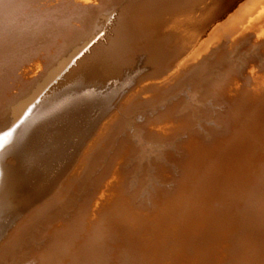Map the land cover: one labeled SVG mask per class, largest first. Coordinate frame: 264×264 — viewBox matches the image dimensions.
<instances>
[{
  "label": "bare ground",
  "instance_id": "obj_1",
  "mask_svg": "<svg viewBox=\"0 0 264 264\" xmlns=\"http://www.w3.org/2000/svg\"><path fill=\"white\" fill-rule=\"evenodd\" d=\"M0 264H264V0H0Z\"/></svg>",
  "mask_w": 264,
  "mask_h": 264
},
{
  "label": "rangeland",
  "instance_id": "obj_2",
  "mask_svg": "<svg viewBox=\"0 0 264 264\" xmlns=\"http://www.w3.org/2000/svg\"><path fill=\"white\" fill-rule=\"evenodd\" d=\"M47 93L48 92H46V94L44 93L41 97L42 98L47 97L46 96ZM44 95L45 97H43ZM41 97L40 99L38 98V100H36V104H38V101L41 100ZM93 113L94 112L90 111V115ZM85 118H87V115L85 116ZM74 139L75 138H72V139H69L68 141H61L60 143H58L59 144L58 151L61 150L62 152L59 155H56L55 158H53L48 165L46 164V167L37 166L39 173H40V177L38 178L39 185L45 184L46 182H48V180H51L55 174H57V172L60 170V167L63 166V163L65 162L66 157H68L69 153L71 152L73 143L75 141ZM55 154L57 153H54V155Z\"/></svg>",
  "mask_w": 264,
  "mask_h": 264
}]
</instances>
